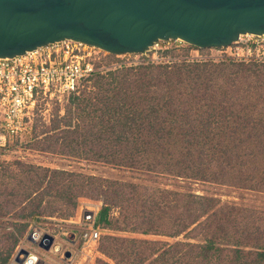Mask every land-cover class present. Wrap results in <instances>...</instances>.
I'll return each mask as SVG.
<instances>
[{"label":"trees","instance_id":"obj_1","mask_svg":"<svg viewBox=\"0 0 264 264\" xmlns=\"http://www.w3.org/2000/svg\"><path fill=\"white\" fill-rule=\"evenodd\" d=\"M250 63L264 61L224 56L219 60L121 64L97 71L78 93L71 94L79 98L81 106L69 108L68 114L77 120L79 117L81 124L64 130L69 139L67 152H51L141 173L264 193V96L254 94L258 89L255 84L241 89L236 85L237 77L227 72L235 70L236 74ZM94 77L99 86L104 78H110L103 94L94 101L80 98V94L90 90ZM30 169L37 178L27 195L35 205L24 217L46 215L47 211L38 207L47 195L66 197L75 209L78 197L91 194L102 200L96 215L98 226L112 225L109 212L113 204L121 202L132 210L126 211L123 219L129 222L130 232L177 237L195 229L206 235L203 244L176 242L188 246L183 252H171L173 247H165L163 241L108 236L102 241L101 252L113 264H178L193 246L196 251L187 260L191 264H211L222 251L212 231L209 235L206 232L207 226L212 228L210 220L224 205L214 196L40 165H31ZM45 176L46 184L67 181L63 189L54 188L53 194V184L40 187ZM112 194L120 199L115 200ZM124 196L128 198L123 199ZM231 205L240 207L235 202ZM247 209L255 212L254 208ZM66 213L69 212L62 215ZM230 224L234 228L233 222ZM234 229L232 233L237 232ZM232 245L239 246V240ZM256 248L259 250L250 260H243L239 247L232 249L233 257L225 259L232 264H263L264 241L257 243ZM9 255L0 264H7ZM97 264L109 262L100 259Z\"/></svg>","mask_w":264,"mask_h":264},{"label":"rangeland","instance_id":"obj_2","mask_svg":"<svg viewBox=\"0 0 264 264\" xmlns=\"http://www.w3.org/2000/svg\"><path fill=\"white\" fill-rule=\"evenodd\" d=\"M98 56L99 60H95V67L98 70L106 71L110 70L113 65L118 64L137 65L148 61L169 63L170 61L182 59L189 62L192 60H208V58L219 60L224 56L243 58L246 54L236 45L200 49L189 46L183 41L170 40L161 42L156 48L143 53L113 55L101 50ZM234 71L227 70V72H232L233 76L237 77L236 85L238 87L245 89L255 84L258 89L257 93L254 94L264 96V87L262 86V82H264V64L250 63L241 67L236 74ZM109 79V77L104 78L101 81L103 84L99 86L94 77L90 90L80 94V98H90L91 101H94L103 94L102 89L106 88V81H109ZM78 99L71 94L61 96L49 93L39 94L29 108V118L26 120L24 130L19 135L10 138L4 146H0V262L6 254L9 253L11 259L19 248L29 247L31 245L29 234L33 229L54 236L55 245L64 249L65 252L69 251L72 256L71 260L65 261L60 258L58 252H40L41 258L46 264H97L100 259H105L109 264H113L101 252L102 241L108 236H135L163 241L165 247L169 245L173 247L170 249L171 252L176 250L183 252L188 249V246H183L184 244H176L178 241L192 244H203L205 242L206 235L195 229L188 232L187 235H184L183 232L177 237H166L157 234L142 235L137 232H130L128 230L130 227L129 222H125L123 219L126 211L129 213L132 210L131 208L126 209L125 203L119 202V204H113L109 212L112 225L100 224L99 239L96 242L84 244L81 237L84 227L74 222H78L88 209L97 213L102 205L101 197L91 194L87 197H78L76 199L77 206L72 209V202L68 201L66 197L61 196L60 198L56 195L53 198L47 195L38 207L46 210V215L34 219L24 217L35 205V202L29 201L27 195L34 188L33 182L37 178L34 170L30 169L31 165L68 170L115 181L142 183L182 192L192 191L200 195L214 196L224 205L218 208L217 215L210 220V222H213L212 228L210 229L207 226L206 232L209 235L212 231L217 240L216 245L222 248V251L216 259L213 257L211 264H232V261L226 260L225 257L231 255L233 257L232 249L237 247L241 249L243 260H250L255 256V253L259 250L256 248V244L264 241V193L207 182H193L180 178L141 173L51 152V150L62 149L67 152V141L69 139L66 138L67 134L64 130L72 128L77 123L81 124L79 117L77 120L73 114H68L69 108L81 106ZM46 181L45 176L40 183V187L53 184H46ZM65 181L67 180L56 181L57 183H54L52 189H50L52 193L54 194V188L60 190L62 187L63 189ZM112 196L115 200L120 199L119 196L116 197L113 194ZM125 198L128 197L124 196L123 199ZM71 200H74V198ZM234 202L238 203L240 207L231 205ZM247 208H254L255 212ZM62 212L69 213L62 215ZM250 220L252 222H249ZM230 222H233L234 228L237 229L236 233H232L234 228ZM255 227L259 230H254ZM115 228H123L124 230ZM248 231H253V233L249 234ZM226 232L229 235H225ZM230 234L233 235L230 237ZM236 239L240 242L239 246L232 245ZM189 251L186 258H181L180 263H192L187 258L196 251V248L194 246L190 247Z\"/></svg>","mask_w":264,"mask_h":264},{"label":"water","instance_id":"obj_3","mask_svg":"<svg viewBox=\"0 0 264 264\" xmlns=\"http://www.w3.org/2000/svg\"><path fill=\"white\" fill-rule=\"evenodd\" d=\"M246 33L264 35V0H0V57L66 39L113 55L167 40L220 48ZM53 241L44 234L39 246Z\"/></svg>","mask_w":264,"mask_h":264},{"label":"built area","instance_id":"obj_4","mask_svg":"<svg viewBox=\"0 0 264 264\" xmlns=\"http://www.w3.org/2000/svg\"><path fill=\"white\" fill-rule=\"evenodd\" d=\"M168 41L170 40L157 41L148 50ZM231 45H236L246 56L225 57L242 61H264V35L241 34ZM100 51L96 47L66 39L37 47L21 55L0 57V146H4L10 138L24 130L29 118V108L39 94L61 96L78 93L97 71H105L95 67ZM120 65H113L111 69ZM96 215L94 210L88 209L78 222H74L84 227L81 235L84 244L96 242L100 237ZM44 234L33 229L29 234L31 245L19 248L7 264H46L40 252H58L62 260L72 259L71 254L66 257L64 249L55 245V238L48 250L41 248L39 242ZM20 249H24L26 253L18 254ZM16 256L18 260L15 259Z\"/></svg>","mask_w":264,"mask_h":264}]
</instances>
